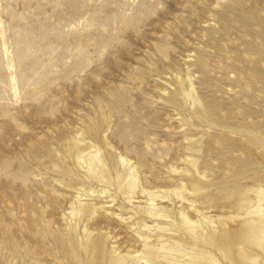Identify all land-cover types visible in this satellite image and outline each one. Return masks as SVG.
<instances>
[{
  "label": "rangeland",
  "instance_id": "374dc122",
  "mask_svg": "<svg viewBox=\"0 0 264 264\" xmlns=\"http://www.w3.org/2000/svg\"><path fill=\"white\" fill-rule=\"evenodd\" d=\"M261 17L264 0H0V264H115L142 247L128 223L177 229L180 209L240 232L264 189ZM119 156L172 217L126 200ZM196 249L263 264L255 241Z\"/></svg>",
  "mask_w": 264,
  "mask_h": 264
},
{
  "label": "bare ground",
  "instance_id": "6f19581e",
  "mask_svg": "<svg viewBox=\"0 0 264 264\" xmlns=\"http://www.w3.org/2000/svg\"><path fill=\"white\" fill-rule=\"evenodd\" d=\"M256 19L257 18L255 17V20ZM257 22L260 21L258 20ZM261 22H263V20H261ZM258 25L260 26V29L263 28V25ZM263 32L264 31H262V33ZM263 52L260 53L263 54ZM190 88V91H184V89H182L181 92H183L184 99L189 102H194L195 97L194 95L192 96L191 91L193 87L191 83ZM98 156L99 155H97L96 151L89 150V152L84 155L82 154V156L78 155V162L86 170L90 171L94 167H97V165H101L100 162L102 161ZM119 160L127 171V191L125 198L127 201H134V199L138 200L136 201V205L139 214L150 219L166 220L172 217L155 202L158 199H164L165 196L147 188H143L138 181L136 168L130 163V160L121 156H119ZM89 175L88 172V176ZM105 176L104 178L106 179ZM91 177L92 176H90V178ZM95 177L97 180L100 179L97 178V176ZM253 190L256 194L255 198L253 200L245 199L241 204V206L245 207V215L242 220L243 229L240 232L232 233L225 227L218 229L214 225V221L205 215H202L198 220H193L187 212L180 209L176 216L177 222L175 225L178 226L177 229L171 227L172 225H160L157 222L148 224L144 220L139 223H128L127 227L129 228V231H131L141 242L142 247L140 253L131 252L132 254L127 253L120 255L115 264H216L211 257L210 259H204L202 254L197 252L196 246L198 247V245H203V243H205L224 253H228L229 243H234L239 240L247 243L254 241L258 242L263 250L264 264V189L258 187ZM105 191L106 190H103V192ZM176 195L182 198L179 193H176ZM120 220L123 221L125 218ZM179 230L185 231L187 236L191 238L196 245L194 248L185 244L186 242L183 237L176 232ZM187 249L192 251L187 252Z\"/></svg>",
  "mask_w": 264,
  "mask_h": 264
}]
</instances>
